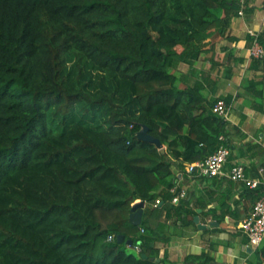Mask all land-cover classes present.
Here are the masks:
<instances>
[{
  "label": "trees",
  "instance_id": "1",
  "mask_svg": "<svg viewBox=\"0 0 264 264\" xmlns=\"http://www.w3.org/2000/svg\"><path fill=\"white\" fill-rule=\"evenodd\" d=\"M239 7L0 0V264H167L157 244L195 215L186 196L172 201V166L204 160L227 135L216 98L201 82L179 87L172 71L203 53L216 65ZM142 127L161 147L136 137ZM257 255L264 264V247Z\"/></svg>",
  "mask_w": 264,
  "mask_h": 264
},
{
  "label": "crops",
  "instance_id": "2",
  "mask_svg": "<svg viewBox=\"0 0 264 264\" xmlns=\"http://www.w3.org/2000/svg\"><path fill=\"white\" fill-rule=\"evenodd\" d=\"M248 6L250 11L231 19L228 33L235 40L217 42L216 65L208 58L210 53H203L192 62L191 70L181 62L172 71L179 87L201 82L208 102L225 100L230 154L222 174L216 176L172 166L174 186L185 191L195 215L192 225H170L169 240L157 244L167 264H186V255L202 252L212 259L209 264H263L257 252L264 247V237L258 246H252L239 229L255 201L264 197V58L250 57L246 32L249 28L264 32V0H250ZM202 71L208 76H202ZM237 162L244 164L246 178L258 182L256 192L251 191L255 187L225 175Z\"/></svg>",
  "mask_w": 264,
  "mask_h": 264
},
{
  "label": "built area",
  "instance_id": "3",
  "mask_svg": "<svg viewBox=\"0 0 264 264\" xmlns=\"http://www.w3.org/2000/svg\"><path fill=\"white\" fill-rule=\"evenodd\" d=\"M239 2L240 7L236 16H242L244 14V8L246 5V0H239ZM246 32L252 38L251 44L249 46L250 57L254 59H263L264 46L258 40L259 31L257 29L249 28ZM211 110L225 120L228 118L229 107L222 98L216 99L211 107ZM219 139L223 141L224 137L221 135L219 136ZM229 154L230 151L228 146L225 143H220L218 147L204 160L187 165V170L197 171L199 174L208 176L222 174L223 165ZM225 175L230 180L240 181L249 187H255L258 183L255 180L245 177L244 164L240 162L234 163ZM185 196V191L180 190V192L173 197L172 201L176 202L179 198ZM239 229L247 237L250 245L258 246L260 244L264 237V197H260L255 201L252 210L240 221ZM135 249L137 250L138 247L135 246Z\"/></svg>",
  "mask_w": 264,
  "mask_h": 264
},
{
  "label": "water",
  "instance_id": "4",
  "mask_svg": "<svg viewBox=\"0 0 264 264\" xmlns=\"http://www.w3.org/2000/svg\"><path fill=\"white\" fill-rule=\"evenodd\" d=\"M136 137L138 139H141V140L152 142L157 147H161L160 141L157 138L149 135L148 132H147V129L145 127H142L136 133ZM143 206H144L143 202H135L132 205V207H131V213L129 215V219L134 225H139L141 223L142 213H143ZM123 239H124L123 235H118L117 236V240L118 241H122ZM128 242H130V241H128Z\"/></svg>",
  "mask_w": 264,
  "mask_h": 264
},
{
  "label": "rangeland",
  "instance_id": "5",
  "mask_svg": "<svg viewBox=\"0 0 264 264\" xmlns=\"http://www.w3.org/2000/svg\"><path fill=\"white\" fill-rule=\"evenodd\" d=\"M171 70H173V69H171ZM174 70H175V69H174ZM174 70H173V71H174Z\"/></svg>",
  "mask_w": 264,
  "mask_h": 264
}]
</instances>
